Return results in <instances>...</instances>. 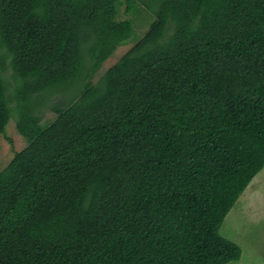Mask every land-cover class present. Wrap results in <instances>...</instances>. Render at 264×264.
Listing matches in <instances>:
<instances>
[{
	"label": "trees",
	"instance_id": "1",
	"mask_svg": "<svg viewBox=\"0 0 264 264\" xmlns=\"http://www.w3.org/2000/svg\"><path fill=\"white\" fill-rule=\"evenodd\" d=\"M12 117L0 264L238 260L221 227L264 169V0H0V135Z\"/></svg>",
	"mask_w": 264,
	"mask_h": 264
},
{
	"label": "rangeland",
	"instance_id": "2",
	"mask_svg": "<svg viewBox=\"0 0 264 264\" xmlns=\"http://www.w3.org/2000/svg\"><path fill=\"white\" fill-rule=\"evenodd\" d=\"M120 16L125 18L130 15L121 12ZM153 19L154 16L148 10L134 17L132 39L115 50L103 63L93 81H97L144 35ZM13 116L14 118L17 116L16 111L13 112ZM42 117L43 122H49L54 119L55 113L45 109ZM14 118H11L4 133L0 135V170L12 160L16 152L26 146V140L19 133ZM221 233L237 243L242 251L240 259L227 264H264V169L256 175L229 211L221 227Z\"/></svg>",
	"mask_w": 264,
	"mask_h": 264
},
{
	"label": "crops",
	"instance_id": "3",
	"mask_svg": "<svg viewBox=\"0 0 264 264\" xmlns=\"http://www.w3.org/2000/svg\"><path fill=\"white\" fill-rule=\"evenodd\" d=\"M125 4L123 5V7H122V12H124L125 13ZM143 12H145V10L143 9ZM127 14V13H126ZM127 17H132L131 15L130 16H127ZM127 17H125V18H127ZM125 18H122V19H125Z\"/></svg>",
	"mask_w": 264,
	"mask_h": 264
}]
</instances>
